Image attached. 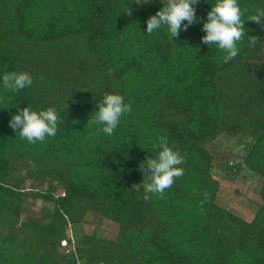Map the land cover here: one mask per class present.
<instances>
[{"label":"trees","instance_id":"1","mask_svg":"<svg viewBox=\"0 0 264 264\" xmlns=\"http://www.w3.org/2000/svg\"><path fill=\"white\" fill-rule=\"evenodd\" d=\"M214 3L200 0L197 22L172 41L166 29L144 31L159 2L0 0V74L33 80L17 93L0 87V264H264V26L245 21L258 44L242 38L224 62L200 42ZM239 3L246 15L264 7ZM108 92L132 109L112 136L92 123ZM50 106L61 121L43 142L8 125L22 107ZM222 134L252 140L224 167L208 149ZM162 136L184 173L144 200L139 164ZM219 169L232 181L243 169L259 180L253 213L219 203ZM37 203L40 215H27ZM89 213L114 225V236H74ZM62 242L71 252H60Z\"/></svg>","mask_w":264,"mask_h":264},{"label":"clouds","instance_id":"2","mask_svg":"<svg viewBox=\"0 0 264 264\" xmlns=\"http://www.w3.org/2000/svg\"><path fill=\"white\" fill-rule=\"evenodd\" d=\"M132 2L139 5L147 3L148 0H132ZM158 2L161 7L145 21L144 31L147 35L166 29L168 38L173 41L172 38L177 37L182 31H187L197 22L196 5L200 0H158ZM245 21L264 26V7H258L246 15L239 0H215V3L209 6L205 17L199 21L203 32L200 42L206 46L215 45L224 53V62L231 61L241 51L238 45L242 38L248 37L247 42L250 47L258 44L255 36L246 35ZM32 83V77L25 71L0 74V87L11 93L29 88ZM131 110L130 103L126 102L122 95L108 92L96 102L92 123L98 126L100 133L112 136L121 118ZM60 121L61 116L55 107L43 109L22 107L11 115L8 125L21 139L31 144L55 136ZM153 147L155 155L151 154L139 164L143 179L137 184L136 190L139 191L142 187L144 200L150 199L149 194L162 195L166 189L172 187L175 178L184 173V169L180 167L184 158L179 150L169 146L166 137H159L158 143Z\"/></svg>","mask_w":264,"mask_h":264},{"label":"rangeland","instance_id":"3","mask_svg":"<svg viewBox=\"0 0 264 264\" xmlns=\"http://www.w3.org/2000/svg\"><path fill=\"white\" fill-rule=\"evenodd\" d=\"M158 0H148L147 3H141L137 5L140 8H146L155 4ZM198 4L196 5V16L198 15ZM252 140L243 136H228L222 134L216 140L208 145V149L213 155L216 166L221 164L224 167L240 160L245 153L251 147ZM213 177L221 181V189L219 191V203L226 208H232L234 205H241L242 210H246L247 207L251 209L253 213L257 206L260 204V200L257 196V189L259 188V180L253 176L250 172L243 169L240 174L232 181L225 176L222 169L216 170L213 173ZM31 182L27 183V187H31ZM42 205L37 203L34 206H30L26 211L27 215L32 217H38L41 212ZM26 213L23 216H26ZM116 232V227L103 219L94 216L93 213H89L85 221L82 223L80 229L74 233V236L81 237L84 234H98L101 237L112 238ZM73 232L69 229L67 235ZM73 235V234H72ZM73 236V237H74ZM71 245L60 249V252L68 254L71 252Z\"/></svg>","mask_w":264,"mask_h":264},{"label":"built area","instance_id":"4","mask_svg":"<svg viewBox=\"0 0 264 264\" xmlns=\"http://www.w3.org/2000/svg\"><path fill=\"white\" fill-rule=\"evenodd\" d=\"M68 239H71V234H70V237L67 235ZM67 245H66V242H62L61 243V247L65 248Z\"/></svg>","mask_w":264,"mask_h":264}]
</instances>
